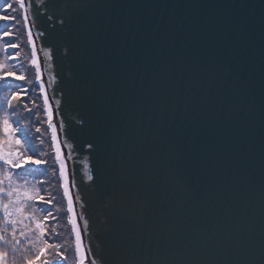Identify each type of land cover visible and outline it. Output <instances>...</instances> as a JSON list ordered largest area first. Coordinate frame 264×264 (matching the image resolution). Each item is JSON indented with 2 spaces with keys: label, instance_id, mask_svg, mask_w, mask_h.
I'll use <instances>...</instances> for the list:
<instances>
[{
  "label": "water",
  "instance_id": "1",
  "mask_svg": "<svg viewBox=\"0 0 264 264\" xmlns=\"http://www.w3.org/2000/svg\"><path fill=\"white\" fill-rule=\"evenodd\" d=\"M26 4L91 260L262 264L264 0Z\"/></svg>",
  "mask_w": 264,
  "mask_h": 264
},
{
  "label": "snow or ice",
  "instance_id": "2",
  "mask_svg": "<svg viewBox=\"0 0 264 264\" xmlns=\"http://www.w3.org/2000/svg\"><path fill=\"white\" fill-rule=\"evenodd\" d=\"M14 5H18V8ZM28 9L29 5L26 4V0H14V3H10L7 6V9L0 13V21L8 24L10 21L14 22V26L9 28L3 33V37H12L15 35L16 30L19 28L20 19L24 20L25 25L28 24ZM9 11L12 13L9 14ZM19 11L20 15H16ZM0 37V38H3ZM28 43H32V33L28 32ZM7 48H18L19 45L16 43L8 42L6 44ZM18 55V54H17ZM11 58V57H9ZM30 63L34 66V81L27 80V77L23 72L20 75H17L11 68L8 67L6 63H0V70L3 71V74H0V81L5 80L7 77H15L16 80H26L28 84H34L33 91L35 87L38 86L40 93L43 94V107L47 113V124L51 128V139L52 144L54 145V156L53 160L55 163L59 164V177L62 178V188L63 197L67 198V208L66 213L68 224L71 225V232L75 234V250H74V264H86V250L82 247V230L77 223V213L74 211V198L70 194V184L69 177L66 172V162L65 157L61 152V145L57 141V127L52 123L53 120V110L49 104V96L45 90V85L42 82L41 74V65L36 59V49L32 48L31 51V60ZM35 82V83H34ZM12 87V85H8ZM19 88V85L16 86ZM24 94H27L28 90L24 89ZM22 99L20 91H12L10 95L5 94L0 98V132L3 133V136L0 137V213H2V220H0V241L5 245L11 244L13 246V251H15V245L19 243L16 239V226L17 224H22L25 219L31 220L35 225V231L39 234L36 239H39L42 243V247L38 248L40 255L45 253V249H52L53 252L49 255L54 254L57 258L55 264H66L67 257L64 255V252H61L60 249L64 248V244L49 243L51 236H58L59 233L56 232L55 227L49 228L46 225V221H49V218L52 220H57V216L53 214L52 208L48 205H53V201L56 200V197L51 196L49 193V199L45 200V196L42 194V190L37 188L35 185H30V182L24 180L23 184H18L13 178L15 173L13 170L21 169L25 164L31 161L34 165L47 164V160L42 159H33L32 155H29V152L32 151L30 148H25L26 141H22L20 136L17 134L22 131L20 127H14L12 117L16 116L17 113L14 107V101L20 102ZM57 104L60 103L59 100L56 101ZM35 104V101H33ZM24 108L31 112L32 109L27 108V105H24ZM9 109H12L10 112ZM24 127H27L25 125ZM60 128H64V123L60 122ZM40 128H36V132H39ZM43 144V140L40 142ZM88 149H93L94 144L89 142L87 145ZM68 148H72L71 143L67 144ZM42 155H47V153H42ZM69 159L71 156L68 157ZM56 169L53 167L52 175L55 176ZM88 181H94V176L90 172L87 174ZM72 187H77L76 182H71ZM76 199L79 200V195L76 196ZM39 201L40 204L33 205L30 202ZM38 209L40 212L46 213L42 218H37L31 212L26 213V209ZM56 213L64 211L61 206H55ZM9 226L12 229L11 237L8 238V228ZM31 231V229H29ZM83 230H88V220L85 218L83 222ZM21 236H25V232L22 230L20 232ZM29 242L32 243L35 247V241L29 239ZM67 243V242H66ZM8 253L7 251L0 250V264H8ZM39 257L29 258L27 256L23 257V264H33V259H38ZM12 264H17L16 260H13ZM47 264V261L44 262ZM87 264H97V260L93 259L87 261ZM264 264V260H262Z\"/></svg>",
  "mask_w": 264,
  "mask_h": 264
},
{
  "label": "trees",
  "instance_id": "3",
  "mask_svg": "<svg viewBox=\"0 0 264 264\" xmlns=\"http://www.w3.org/2000/svg\"><path fill=\"white\" fill-rule=\"evenodd\" d=\"M10 3H14V0H0V13H3ZM14 6L18 8V5ZM9 14L11 15L12 13L9 11ZM16 15H20L19 11ZM13 26L14 22L10 21L8 24H5V22L0 21V37H3V33ZM29 31L31 32L29 19L26 26L24 20L21 18L19 28L16 30L15 35L12 37L0 38V63H6L17 75L23 72L27 80L34 81L35 69L30 63L34 40L32 37V43H28ZM9 41L18 44L19 47L6 49L5 46ZM0 74H3L2 70H0ZM8 85H12V87L10 88ZM17 85H19V88L16 87ZM33 87L34 84L30 85L26 80H16L15 77L12 76L0 81V98L5 94L10 95L12 91L21 92V101H14L17 115L12 117L14 127H20L22 129L17 135L20 136L22 141L27 142L25 148L32 149L29 155H32L33 159L47 160V164L42 165H34L29 161L21 169L13 170L15 173L13 178L18 184H23L24 180H27L30 182V185H35L37 188L41 189L42 194L45 196V200L50 198L49 193L51 196L56 197V200L53 201V205H48V207L52 208L53 214L57 216V220L49 218V221H46V225L49 228L55 227L59 235L51 236L50 238L45 237V239H49V243L64 244L67 251L65 252L64 248L60 249V251L64 252V255L67 257L66 264H74L75 234L71 232V225L68 224L67 216L69 214L66 213L67 198L63 197L62 188L60 187L63 181L62 178L59 177V164L55 163L53 160L54 145L51 139V128H49L47 124V113L43 107V94L40 93L38 86L35 87L34 91L32 90ZM24 89L28 90L27 94H24ZM33 101H35V104H33ZM25 104L27 108L32 109L31 112L24 108ZM9 111L11 112L12 109H9ZM25 125H27V127H24ZM36 128H40V131L36 132ZM2 136L3 133L0 132V137ZM41 140H43V144L40 143ZM42 153H47V155H42ZM53 167H55L57 173L55 176L52 175ZM30 203L33 205L40 204L39 201ZM55 206H61L64 211L56 213ZM27 212H31L38 219L46 215V213L40 212L35 208L26 209V213ZM0 220H2V213H0ZM29 229H31V231ZM34 229V223L28 219H25L22 224H17L16 239L19 243L15 245V251H13V246L11 244L5 245L0 241V250L7 251L8 253V264H12L13 260H16L17 264H23L24 256L29 258L38 256V259H33V264H44L45 261H47V264H55L57 258L54 254L49 255V253L53 252L52 249H45L43 255H40L37 251L38 248L43 245L39 239H36L39 234ZM22 230L25 232V236L20 235ZM11 232L12 229L9 226L7 234L9 239L11 237ZM0 234L4 233L0 232ZM29 239L35 241V247L29 242Z\"/></svg>",
  "mask_w": 264,
  "mask_h": 264
},
{
  "label": "rangeland",
  "instance_id": "4",
  "mask_svg": "<svg viewBox=\"0 0 264 264\" xmlns=\"http://www.w3.org/2000/svg\"><path fill=\"white\" fill-rule=\"evenodd\" d=\"M29 24H30V22H29ZM30 28H31V26H30ZM31 33H32V29H31ZM32 37H33V33H32ZM33 40H34V38H33ZM34 47H35V49H36V59H37V61L40 63V65L42 66L41 59H40V53H39V50H37V47H36V45H35V41H34ZM42 80L45 81V79H42ZM43 81H42V82H43ZM44 85H45V84H44ZM52 123H53L54 125L56 124V120H55V118H53ZM55 126L58 128L57 124H56ZM57 134H58V133H57ZM57 138H58V136H57ZM57 141L60 143L59 138L57 139ZM61 152H62V150H61ZM62 155L64 156L63 152H62ZM66 172H67V171H66ZM70 194L72 195L71 187H70ZM74 211L76 212V210H75V206H74ZM77 217H78V216H77ZM77 223H78V226H80V225H79V219H78V218H77ZM82 247L86 250V257H87L86 264H87L88 256H89V252H88V250H87V248H86V246H85V244H84V242H83V239H82Z\"/></svg>",
  "mask_w": 264,
  "mask_h": 264
},
{
  "label": "bare ground",
  "instance_id": "5",
  "mask_svg": "<svg viewBox=\"0 0 264 264\" xmlns=\"http://www.w3.org/2000/svg\"><path fill=\"white\" fill-rule=\"evenodd\" d=\"M91 260V257H90V254H89V256H88V261H90Z\"/></svg>",
  "mask_w": 264,
  "mask_h": 264
}]
</instances>
